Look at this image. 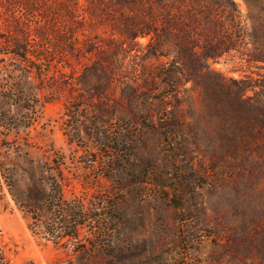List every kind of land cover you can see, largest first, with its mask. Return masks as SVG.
Listing matches in <instances>:
<instances>
[{
    "label": "rangeland",
    "instance_id": "obj_1",
    "mask_svg": "<svg viewBox=\"0 0 264 264\" xmlns=\"http://www.w3.org/2000/svg\"><path fill=\"white\" fill-rule=\"evenodd\" d=\"M234 1L251 29L249 6ZM148 42L109 50L108 70L83 50L69 59L74 71L46 77L0 43V264H264V179L213 164L232 123L192 81L172 86L151 71ZM213 67L234 80L258 73L237 53ZM58 169L63 197L50 203ZM40 183L48 203L33 200ZM67 207L98 221L57 245L43 228H58Z\"/></svg>",
    "mask_w": 264,
    "mask_h": 264
},
{
    "label": "trees",
    "instance_id": "obj_2",
    "mask_svg": "<svg viewBox=\"0 0 264 264\" xmlns=\"http://www.w3.org/2000/svg\"><path fill=\"white\" fill-rule=\"evenodd\" d=\"M245 2L251 10V29L234 0H0V43L6 45L2 54L46 77L69 68L74 71L69 59L83 50L94 52L104 65L109 50L118 56L125 44L138 46L140 39L149 38L144 59L159 62L158 67L151 65V71L159 70L172 86L178 80L192 81L202 89L204 100L224 111L232 123L227 148L211 155L213 164H225L234 174L258 171L260 180L264 179V0ZM232 53L254 66L256 77L246 74L234 80L214 69ZM100 68L108 70L105 65ZM162 134L169 140L170 133ZM237 155L243 158L240 163L229 161ZM58 173L50 203L63 197V172L58 169ZM49 194L40 183L33 200L39 197L48 203ZM114 209L115 203L109 202L103 219L108 221ZM63 211L65 220L58 228L49 224L43 228L45 237L51 235L57 245L65 240L78 242L88 217L83 207ZM88 218L98 221V216ZM105 226L100 232L103 238L111 230Z\"/></svg>",
    "mask_w": 264,
    "mask_h": 264
}]
</instances>
